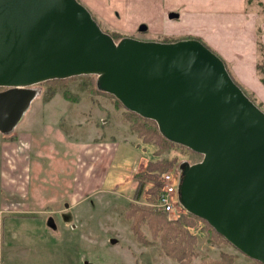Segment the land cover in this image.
Listing matches in <instances>:
<instances>
[{
  "label": "water",
  "instance_id": "1",
  "mask_svg": "<svg viewBox=\"0 0 264 264\" xmlns=\"http://www.w3.org/2000/svg\"><path fill=\"white\" fill-rule=\"evenodd\" d=\"M82 75L202 156L180 165V204L264 264V111L225 62L194 38L116 42L79 0H0L2 134L37 97L32 86Z\"/></svg>",
  "mask_w": 264,
  "mask_h": 264
},
{
  "label": "rangeland",
  "instance_id": "2",
  "mask_svg": "<svg viewBox=\"0 0 264 264\" xmlns=\"http://www.w3.org/2000/svg\"><path fill=\"white\" fill-rule=\"evenodd\" d=\"M92 15L103 31L115 32L112 26ZM260 17L264 19V14ZM150 24L148 33L139 31L144 26L141 25L139 32L126 34L145 39L161 38L157 36L158 30L161 27L165 31L166 26L159 22L158 15ZM257 24L260 26V23ZM258 27L254 31L261 56L257 58L256 73L252 75L255 83L250 86L236 77L234 79L264 111V84L257 67L264 64V29ZM203 42L225 62L233 75L228 60L204 39ZM227 48L239 49L237 46ZM237 57L241 58H233ZM87 77L96 83L97 76L82 75L76 76L68 85V90L80 97L79 101L67 100L62 91L48 100L47 84L32 86L38 95L15 130L9 133L11 136L14 133H32L42 140L40 149L45 156L41 160L36 159L44 168L39 172L33 167L31 172L32 180L28 188L31 196L29 203L25 202L29 206H17L22 203L14 196L9 197L12 190L17 191V185L20 189L18 181L25 174L21 164L9 175L14 177L15 184L6 186V180H2L3 192L0 191V195L9 214L5 218L0 264H181L164 251L161 239L153 237L146 222L141 229L150 245L141 243L135 236L133 219L127 217V211L131 203L162 211L157 206L161 189L156 197L147 191L153 182L144 183L140 198H136L139 180L135 175L146 167L147 162L178 156L179 164L158 174L160 182L162 173L172 172L174 184L178 187L181 163H196L202 156L176 148L156 157L154 151L157 147L144 143L131 131L123 117L124 108H118L114 99L103 94L92 96L89 93L88 87L84 86ZM49 154L55 158H49ZM39 173L47 180L41 182ZM23 187L27 189L24 183ZM24 208L41 212L23 216L18 212L10 214L12 210ZM182 214L167 217L176 221ZM195 233L198 242L192 263L219 259L221 253L236 255L238 264L252 263L251 258L231 243L217 244L210 242L206 234ZM113 239L115 243L111 242Z\"/></svg>",
  "mask_w": 264,
  "mask_h": 264
},
{
  "label": "crops",
  "instance_id": "3",
  "mask_svg": "<svg viewBox=\"0 0 264 264\" xmlns=\"http://www.w3.org/2000/svg\"><path fill=\"white\" fill-rule=\"evenodd\" d=\"M79 1L99 20L112 26L115 31L120 32L125 37L147 41H158L164 37H173L178 40L200 38L203 41L204 39L210 46L216 48L221 57H224L226 61L228 60L234 77L246 85L251 86L254 82L252 75L256 73L257 58L261 56V53L257 50L256 42L258 38L254 30L259 26L257 23H260L258 28L264 29V19L260 17L264 14V0ZM155 15H158L159 22L164 23V26H166L165 31L161 27L158 30L159 34L157 36L161 38L145 39L126 34L136 33L141 25L145 27L142 26V30L139 31L148 33L151 26L150 21L154 19ZM251 24L254 25L251 26ZM262 38L264 39V34ZM249 39L252 41L248 42ZM228 46H237L239 49H229ZM234 56H241V58L234 59ZM249 62H251L250 65ZM50 103H47V105ZM41 143L42 140L36 138L30 132L14 133L12 136L9 133L2 134L0 132V191L3 192L1 184L3 185L2 180L4 179L6 180V186L15 184L14 177L9 175L16 170L18 164H21V169L25 171L24 176L21 177L22 179L18 181V184L20 182V189L17 185V191L12 190L9 195V197L14 196V199L22 203L17 206L24 204L29 206L25 202L30 201L31 195L28 194V188L32 180L31 172L33 167L37 168L39 172L40 169L44 168L36 161V159L41 160L45 156L40 149ZM50 157L55 158L54 155L50 156L49 154ZM7 169L9 172H7ZM39 179L41 182L47 180L40 173ZM23 183L27 185V189L23 187ZM35 211L24 208L22 210H12L10 214L18 212L23 216V214H39L41 212V210ZM8 212V208L4 207L2 195H0V254H2L4 247V225Z\"/></svg>",
  "mask_w": 264,
  "mask_h": 264
},
{
  "label": "trees",
  "instance_id": "4",
  "mask_svg": "<svg viewBox=\"0 0 264 264\" xmlns=\"http://www.w3.org/2000/svg\"><path fill=\"white\" fill-rule=\"evenodd\" d=\"M109 34L114 38L116 42L125 37L123 34L117 31L111 32ZM194 39L202 41L200 38ZM158 41L172 43L178 41V39L173 37H164ZM257 67L259 69L258 71H260V73L262 74L261 81L264 84V64H260ZM228 71L233 80L236 82L229 69ZM74 78L75 77L66 79H53L43 82L44 84H47L49 86V95L47 94V99L49 100L53 98V96H55L59 91H62L64 98H66L67 100L79 101L80 97L72 94L68 90V85ZM85 82L86 83L84 86L88 87L87 89L92 96L103 94L106 97L114 99L115 104L118 108L125 109L122 103L118 99H116L115 96L100 91L97 88L96 83L91 81L90 78L87 77ZM248 97L254 102L250 95H248ZM123 117L125 121L130 125L131 131L135 132L140 138H142L144 143L152 144L157 147V150L154 152V155L156 157H160L164 153H169L176 148L181 150H188L192 153H195L187 147L171 142L163 137L155 121L146 119L139 114L127 109H125ZM179 163L180 161L178 156L172 157L171 159L161 158L147 162L146 167L135 175L139 180L136 198H140L144 183L146 182L154 183L150 187H148L147 191L150 195L156 197L158 191H160L159 189H161V183L158 180V174L167 170H171L175 165ZM167 216L168 215L165 212L158 211L155 208L148 206H139L136 203H131L129 210L127 211V217L133 219L132 228L135 236L141 243L150 245V242L147 240L141 229L142 224L146 222L148 223V226L152 231L153 237L161 239L164 251L170 257L179 261L181 264H195L192 263V257L196 254L195 248L198 242V236L195 231H200L201 233L206 234L210 242H214L217 244L222 242L229 243L224 237L217 233L215 229L207 223V221L191 213L184 212L181 218L176 221L168 220ZM236 261V255L221 253L219 259H204L199 264H238ZM251 264L262 263L253 260Z\"/></svg>",
  "mask_w": 264,
  "mask_h": 264
},
{
  "label": "built area",
  "instance_id": "5",
  "mask_svg": "<svg viewBox=\"0 0 264 264\" xmlns=\"http://www.w3.org/2000/svg\"><path fill=\"white\" fill-rule=\"evenodd\" d=\"M161 192L157 200L160 210L168 216H177L185 210L179 202L178 188L175 186V176L172 172L162 173L160 176ZM178 217V216H177Z\"/></svg>",
  "mask_w": 264,
  "mask_h": 264
},
{
  "label": "flooded vegetation",
  "instance_id": "6",
  "mask_svg": "<svg viewBox=\"0 0 264 264\" xmlns=\"http://www.w3.org/2000/svg\"><path fill=\"white\" fill-rule=\"evenodd\" d=\"M6 88H0V91L5 90Z\"/></svg>",
  "mask_w": 264,
  "mask_h": 264
}]
</instances>
